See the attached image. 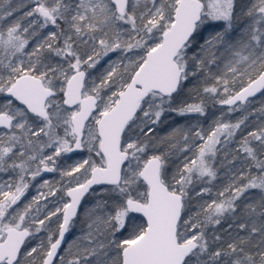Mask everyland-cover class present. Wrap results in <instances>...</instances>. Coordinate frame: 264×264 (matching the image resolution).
<instances>
[{
  "label": "snow or ice",
  "instance_id": "1",
  "mask_svg": "<svg viewBox=\"0 0 264 264\" xmlns=\"http://www.w3.org/2000/svg\"><path fill=\"white\" fill-rule=\"evenodd\" d=\"M258 97L264 0H0V264H264Z\"/></svg>",
  "mask_w": 264,
  "mask_h": 264
},
{
  "label": "trees",
  "instance_id": "2",
  "mask_svg": "<svg viewBox=\"0 0 264 264\" xmlns=\"http://www.w3.org/2000/svg\"><path fill=\"white\" fill-rule=\"evenodd\" d=\"M14 2L19 3V0H14ZM30 6L31 5L28 4L27 7L20 8L17 15H22L23 12L27 11L28 7H30ZM198 86H202V85H198V83L196 81L187 82L186 87L184 89V92H183L182 96L180 97V99L181 100H187L188 102H194L195 96H196L195 89ZM0 99H2V98H0ZM259 99L264 100V97H258L257 100H259ZM257 104L258 103H256V106H257ZM221 110L222 109H221L220 105H215V104H212L211 102H209V105H208L209 119H207V121H206L205 117H200V116L195 115V114H193L191 116H187V117H180L174 113L167 114L166 121L160 126V135H165L167 132L171 131V129L173 127H182L183 128V127H186L190 124H195L197 122L202 124L204 127H208V125L211 123V118L214 116H219ZM224 110H226V106H224ZM258 123H259V120H256V123L253 124L252 127H255L256 124H258ZM253 195H256V193H253ZM86 200L88 201V203H91V200L89 198L86 197ZM80 232H81V226L79 224H77V226L74 228L72 233L69 234L66 244L71 241L72 236H74V233H76V236H74V239H75L76 237H78L80 235Z\"/></svg>",
  "mask_w": 264,
  "mask_h": 264
},
{
  "label": "rangeland",
  "instance_id": "3",
  "mask_svg": "<svg viewBox=\"0 0 264 264\" xmlns=\"http://www.w3.org/2000/svg\"><path fill=\"white\" fill-rule=\"evenodd\" d=\"M102 63H103V61H102ZM260 100H262V99H259V100H257V106L259 105V102H260ZM233 115V117H238L239 115H240V113H234V114H232ZM72 155V160L71 161H69V163H71V162H74L75 160H81V159H84V158H86L87 157V153H79V154H76V153H74V154H71ZM45 178H48V179H53V180H59L60 178H59V176H58V174H46L45 175ZM35 192H36V190L33 188V189H30V191H29V196H31V195H35ZM49 207L51 208L52 207V204L50 203L49 204ZM55 220V218H53V221ZM74 230V229H73ZM72 230V231H73ZM72 231L70 232V233H72ZM69 233V234H70ZM74 236H76V233H74ZM74 236H72V239H71V241L74 239ZM70 241V242H71ZM69 242V243H70ZM66 246V245H65Z\"/></svg>",
  "mask_w": 264,
  "mask_h": 264
},
{
  "label": "water",
  "instance_id": "4",
  "mask_svg": "<svg viewBox=\"0 0 264 264\" xmlns=\"http://www.w3.org/2000/svg\"><path fill=\"white\" fill-rule=\"evenodd\" d=\"M68 236H69V233L66 234V237H65V241H66V242H67V240H68Z\"/></svg>",
  "mask_w": 264,
  "mask_h": 264
}]
</instances>
